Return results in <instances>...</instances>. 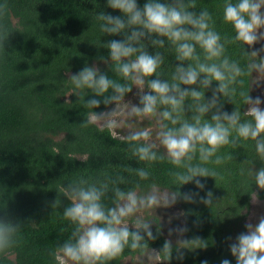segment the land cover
Returning a JSON list of instances; mask_svg holds the SVG:
<instances>
[{
  "label": "clouds",
  "instance_id": "obj_1",
  "mask_svg": "<svg viewBox=\"0 0 264 264\" xmlns=\"http://www.w3.org/2000/svg\"><path fill=\"white\" fill-rule=\"evenodd\" d=\"M107 7L119 10L121 15L99 12L96 20L100 31L123 37L103 45L108 53L99 59L108 65V71L85 64L68 80L79 100L93 109L81 125L100 122L112 132V138L127 144L130 158L143 166H124V172L135 173L134 181L117 174L94 180L80 176L63 184L58 192L70 203L62 218L72 230L50 255L71 264H109L125 250L142 255L151 250L163 261L175 258L183 264L184 250L205 249L208 244L195 237L178 239L174 246L166 239L157 252L150 248L149 241L157 239L160 229L154 235L153 220L146 218V213L158 207L170 208L180 199L195 203L199 193L182 192L180 186L194 183L203 190L205 183L200 178L217 180L220 173L214 166L233 159L227 147L235 149L250 143L264 161V100L250 95L253 87L264 88V56L259 55L264 48L246 49L264 41V0H222L220 22L230 26L231 36L217 30L215 12L206 7L193 11L197 8L195 0H145L142 7L138 0H107ZM229 45L240 49L239 57L228 53ZM150 46L154 52L149 51ZM166 52L178 62L172 64L170 73L164 68ZM244 77H248L246 89L242 87ZM134 87L139 89V103L125 100ZM209 90L211 96L206 98ZM237 96L243 105H249L244 113L237 106ZM226 102L235 104V109L227 111ZM101 104L114 107L97 112ZM145 120L149 123L142 126ZM122 129H127L126 135L118 131ZM165 161L173 166L168 176L172 186H177L175 191L161 189L154 180L147 185L141 183L152 176L154 163ZM251 178L264 189V167L252 171ZM199 199L211 204L213 193L207 191ZM58 202L52 206L55 208ZM227 216L232 218L231 213ZM23 227L17 220L0 218V264H19V233ZM245 228L229 244L231 255L236 264H264V216ZM187 231L177 226L170 228L169 234L182 236ZM199 264L209 262L205 259ZM220 264L232 262L224 258Z\"/></svg>",
  "mask_w": 264,
  "mask_h": 264
},
{
  "label": "trees",
  "instance_id": "obj_2",
  "mask_svg": "<svg viewBox=\"0 0 264 264\" xmlns=\"http://www.w3.org/2000/svg\"><path fill=\"white\" fill-rule=\"evenodd\" d=\"M144 2L138 0L141 7ZM195 3L193 11L206 7L216 13L217 30L222 35L233 34L229 25L220 22L222 0ZM101 11L121 15L119 10L107 7V0H0V218L17 220L24 226L19 233V264H62L50 251L63 243L72 230L62 218L70 203L58 192L63 184L80 176L94 180L117 174L134 181L135 173L124 172V166H143L130 158L127 144L112 138L110 130L97 123L81 125L93 109L79 100L68 80L85 64L108 71V65L99 59L108 53L103 45L123 37L100 31L96 15ZM246 49L251 51L249 46ZM149 51L154 49L150 46ZM228 53L233 58L241 54L235 45L228 46ZM176 63L166 52L165 71L170 73ZM109 75L114 73L109 71ZM243 79L242 87L246 89L248 77ZM205 96L210 97L211 91H206ZM90 97L91 93L85 100ZM236 103L242 113L247 111L248 105H243L239 96ZM109 106L101 104L95 110L106 111ZM224 107L231 112L236 105L226 102ZM227 151L233 159L214 166L220 173L217 180L200 178L205 183L203 190L194 183L180 186L182 192L199 193L195 203L178 200L188 229L185 239L199 237L208 244L205 249L184 250L183 264H199L205 259L209 264H220L224 258L236 264L229 244L246 231L253 195L264 200V189L251 178L252 171L264 167L254 147L249 143L246 147H227ZM172 167L166 161L154 163L152 176L141 183L147 185L154 180L161 188L175 191L177 186H172L168 176ZM207 191L213 193V199L206 205L199 197ZM57 199L60 203L54 208ZM158 228L157 239L149 241L150 248L157 251L167 239L160 224L152 226L154 235ZM138 254L125 250L109 264H122L126 257ZM165 264L180 262L173 258Z\"/></svg>",
  "mask_w": 264,
  "mask_h": 264
},
{
  "label": "rangeland",
  "instance_id": "obj_3",
  "mask_svg": "<svg viewBox=\"0 0 264 264\" xmlns=\"http://www.w3.org/2000/svg\"><path fill=\"white\" fill-rule=\"evenodd\" d=\"M262 11H264V9H262ZM261 31H264V29H261ZM253 47L255 49L264 48V41H261L260 43L252 46L251 50L253 49ZM259 55L264 56V51L260 52ZM255 75L256 73H253V76ZM145 91H147V88H145ZM251 93H252L251 96L253 98H255L256 96H260L262 100H264V88L253 87L251 89ZM138 94H139V89L134 87L132 94L125 97V100L126 101L131 100L133 103H139ZM113 107L114 105H110L106 111L111 110V108ZM248 107L249 105L247 106V110ZM261 107L264 108V103H262ZM148 123L149 122L145 120L142 122V126H147ZM97 124L103 127L100 122H97ZM153 129L154 131L156 129L155 122H153ZM118 131H120L121 134H125V135L127 134V129H122ZM161 189H166L168 191H171L167 188H161ZM261 216H264V200L259 198L255 194L251 199V206L249 213L247 214L246 224L251 223L255 225L256 223H258V220ZM146 218L153 220L151 222V226L160 224L163 229V234L168 240H171L172 243L176 244L178 239H185V233H183L182 236L176 233H173L171 235L169 234L170 228H176L177 226L186 227V218L184 214V209L179 202H177L174 206L170 208L158 207L157 209L154 210V212L150 210L149 213H146ZM153 250L157 251L156 249ZM60 261L62 264H71L70 261H66L63 258ZM122 264H165V261H163V259L159 254L153 253L151 250H149V252L144 255L138 254L136 256L126 257Z\"/></svg>",
  "mask_w": 264,
  "mask_h": 264
}]
</instances>
